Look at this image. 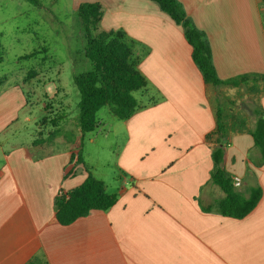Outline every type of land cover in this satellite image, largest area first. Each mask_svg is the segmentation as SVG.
<instances>
[{"label":"crops","instance_id":"crops-1","mask_svg":"<svg viewBox=\"0 0 264 264\" xmlns=\"http://www.w3.org/2000/svg\"><path fill=\"white\" fill-rule=\"evenodd\" d=\"M178 1L206 34L220 79L264 75L263 0ZM96 2L103 10L101 31L123 30L138 43L139 69L148 81L147 92L135 94L147 107L117 119L126 139L116 177L108 187L91 172L116 202L59 224L55 199L84 183L86 158L74 166L61 139L37 148L34 139H8V147L0 139V264H27L37 255L48 264H264V164L248 132L253 108L264 113L263 84L250 90L248 114L229 110L223 118L228 125L232 117L242 118L247 126L230 135L225 170L242 179L241 194L260 187L262 197L243 219L225 217L215 208L225 194L210 181L206 136L216 129L221 91L231 94L246 85L208 87L183 29L156 3ZM25 84L0 82V136L28 107Z\"/></svg>","mask_w":264,"mask_h":264},{"label":"trees","instance_id":"trees-1","mask_svg":"<svg viewBox=\"0 0 264 264\" xmlns=\"http://www.w3.org/2000/svg\"><path fill=\"white\" fill-rule=\"evenodd\" d=\"M30 1L35 2V0ZM150 1L156 3L162 12L183 29L185 39L193 48V61L208 87L216 90L220 87L236 88L248 85L252 80L250 90L258 91L261 83L264 93V75H242L227 80L219 78L206 34L196 27L178 0ZM77 16L86 43L83 54L91 63V70L74 77L79 93L77 129H67L62 123L64 121L62 116L43 118L42 121L39 120L41 128L33 141V147L37 148L55 139L63 140L69 146L71 162L74 166L84 164L82 155L84 140L89 133L99 128V111L107 107L117 119L127 120L137 111L147 107L136 98L135 94L148 90V81L139 69L141 56L137 52L138 43L123 30H100L103 17L102 5L98 2L82 3L77 9ZM44 52L47 50L44 49ZM39 54L40 52H34L20 59H32ZM3 59V55H0V63ZM37 74L32 70L28 73L27 79L31 80ZM221 116L219 108L216 129L206 136V143L211 149L213 160L210 181L220 187L225 194L215 208L222 216L243 219L258 205L262 197V189L253 188L249 195L245 196L234 187L232 178L224 167L226 152L230 135L246 131L247 126L244 119L236 117H232L233 122L228 125ZM252 116L255 122L248 132L260 152L259 165L262 166L264 164L263 109L255 106ZM49 123L51 129H48ZM45 131H49L47 136ZM115 202L116 196L109 194L105 184L89 173L82 185L56 197V219L61 225H70L94 210H109ZM27 264H48V262L43 255H37Z\"/></svg>","mask_w":264,"mask_h":264},{"label":"rangeland","instance_id":"rangeland-1","mask_svg":"<svg viewBox=\"0 0 264 264\" xmlns=\"http://www.w3.org/2000/svg\"><path fill=\"white\" fill-rule=\"evenodd\" d=\"M96 1L0 0V55L4 58L0 63V82L7 78L12 85L26 83L28 104L27 109L19 112V119L10 131L0 136L6 147L8 139L20 144L32 142L43 118L62 116L67 129H77L79 93L74 77L91 70V63L83 54L86 43L77 9L82 3ZM34 52L40 54L20 59ZM32 70L38 74L29 80L27 76ZM21 78L26 79L24 83ZM250 94L247 85L231 94L221 91L222 119L229 110L248 114L252 104ZM157 102L156 99L154 104ZM98 119L100 126L85 137L82 155L89 173L97 171L108 186L117 175V156L126 132L107 107L99 111ZM48 126L52 128L50 123ZM48 132L45 131V136Z\"/></svg>","mask_w":264,"mask_h":264},{"label":"built area","instance_id":"built-area-1","mask_svg":"<svg viewBox=\"0 0 264 264\" xmlns=\"http://www.w3.org/2000/svg\"><path fill=\"white\" fill-rule=\"evenodd\" d=\"M232 183L236 189L240 188L242 185V179L239 176H232Z\"/></svg>","mask_w":264,"mask_h":264}]
</instances>
